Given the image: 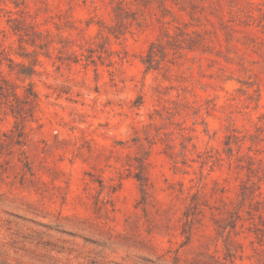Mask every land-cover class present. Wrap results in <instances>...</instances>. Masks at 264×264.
<instances>
[{
	"label": "rangeland",
	"instance_id": "rangeland-1",
	"mask_svg": "<svg viewBox=\"0 0 264 264\" xmlns=\"http://www.w3.org/2000/svg\"><path fill=\"white\" fill-rule=\"evenodd\" d=\"M0 264H264V0H0Z\"/></svg>",
	"mask_w": 264,
	"mask_h": 264
}]
</instances>
